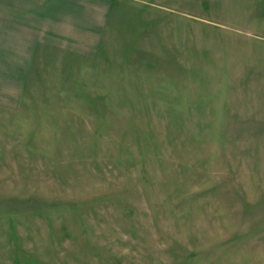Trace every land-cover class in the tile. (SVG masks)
Listing matches in <instances>:
<instances>
[{
    "label": "rangeland",
    "instance_id": "rangeland-1",
    "mask_svg": "<svg viewBox=\"0 0 264 264\" xmlns=\"http://www.w3.org/2000/svg\"><path fill=\"white\" fill-rule=\"evenodd\" d=\"M38 50L0 264H264V0H112L97 56Z\"/></svg>",
    "mask_w": 264,
    "mask_h": 264
},
{
    "label": "crops",
    "instance_id": "crops-1",
    "mask_svg": "<svg viewBox=\"0 0 264 264\" xmlns=\"http://www.w3.org/2000/svg\"><path fill=\"white\" fill-rule=\"evenodd\" d=\"M112 0H0V105H17L38 49L95 57Z\"/></svg>",
    "mask_w": 264,
    "mask_h": 264
}]
</instances>
